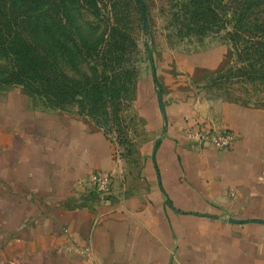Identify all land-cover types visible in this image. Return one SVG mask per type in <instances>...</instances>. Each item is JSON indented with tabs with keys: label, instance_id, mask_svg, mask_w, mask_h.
Wrapping results in <instances>:
<instances>
[{
	"label": "crops",
	"instance_id": "0c3cea01",
	"mask_svg": "<svg viewBox=\"0 0 264 264\" xmlns=\"http://www.w3.org/2000/svg\"><path fill=\"white\" fill-rule=\"evenodd\" d=\"M0 97V264H264V111L160 98L127 165L79 119ZM211 131L231 147L198 139ZM93 173L112 179L106 201Z\"/></svg>",
	"mask_w": 264,
	"mask_h": 264
},
{
	"label": "rangeland",
	"instance_id": "374dc122",
	"mask_svg": "<svg viewBox=\"0 0 264 264\" xmlns=\"http://www.w3.org/2000/svg\"><path fill=\"white\" fill-rule=\"evenodd\" d=\"M29 1L33 10L40 7V18L67 22L68 31L56 33L59 67L65 77L93 89L85 88L86 93L82 85L73 86L70 101L48 107L22 86L5 81L12 66L0 55V96L18 97L25 108L79 119L103 132L117 159L127 165H137L141 152L155 140L160 98L186 107L209 101L264 111V78L254 76L261 71H251L249 55L232 40L233 0H223L227 23L203 32L182 15L185 0ZM27 13L30 20L39 18L35 11ZM46 34L43 29L48 41ZM103 40L105 47L94 51L93 45ZM99 85L106 86L101 95L105 103L88 104L85 98L97 100Z\"/></svg>",
	"mask_w": 264,
	"mask_h": 264
},
{
	"label": "trees",
	"instance_id": "16d2710c",
	"mask_svg": "<svg viewBox=\"0 0 264 264\" xmlns=\"http://www.w3.org/2000/svg\"><path fill=\"white\" fill-rule=\"evenodd\" d=\"M34 4L39 0H33ZM182 14L186 20L192 21L199 32L209 31L211 26L227 21L228 5L223 0H185ZM29 0H0V55L8 60L12 66L11 73L5 81L22 86L30 96L38 99L51 108H60L62 103L73 98L72 88L82 85V91L93 89L86 83H77L65 77L59 67V60L55 53L58 39L56 33L68 31L66 21L59 18L46 20L40 18L39 6L33 8ZM234 28L232 40L243 46L252 64L250 69L254 76L264 78V0H233ZM35 11L39 18L30 20L29 13ZM227 23V22H226ZM46 28V29H45ZM43 29L52 31L50 40L46 41ZM77 46L76 40L71 41ZM106 42H96L94 51L105 47ZM50 47L49 52L45 46ZM82 54V52H81ZM89 81V78L84 79ZM102 85V84H101ZM104 85V84H103ZM106 86H98L97 100L88 104L105 103L101 97ZM85 97H91L86 95Z\"/></svg>",
	"mask_w": 264,
	"mask_h": 264
},
{
	"label": "built area",
	"instance_id": "2783aa9c",
	"mask_svg": "<svg viewBox=\"0 0 264 264\" xmlns=\"http://www.w3.org/2000/svg\"><path fill=\"white\" fill-rule=\"evenodd\" d=\"M201 141L209 143L220 150H228L234 137L229 132H208L199 136ZM85 182L89 183L101 201H106L112 192V179L110 176L93 173Z\"/></svg>",
	"mask_w": 264,
	"mask_h": 264
}]
</instances>
